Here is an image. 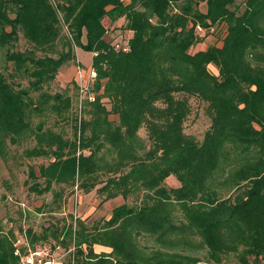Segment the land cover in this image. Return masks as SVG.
Wrapping results in <instances>:
<instances>
[{
  "label": "trees",
  "instance_id": "trees-1",
  "mask_svg": "<svg viewBox=\"0 0 264 264\" xmlns=\"http://www.w3.org/2000/svg\"><path fill=\"white\" fill-rule=\"evenodd\" d=\"M122 17L127 51L106 39L105 19ZM213 32L222 44L193 51ZM20 33L31 48L10 50ZM78 47L96 53V100L73 114V138L33 127L47 148L26 153L54 156L34 189L77 184L124 202L92 226L65 225L58 245L75 244L76 264H264V0H0V49L33 78L21 88L0 71L2 158L40 110L31 89L55 79ZM48 98L69 121L72 100ZM193 100L210 119L201 139L185 130ZM171 175L178 186L166 183ZM17 239L0 226V264L19 263Z\"/></svg>",
  "mask_w": 264,
  "mask_h": 264
},
{
  "label": "rangeland",
  "instance_id": "rangeland-1",
  "mask_svg": "<svg viewBox=\"0 0 264 264\" xmlns=\"http://www.w3.org/2000/svg\"><path fill=\"white\" fill-rule=\"evenodd\" d=\"M203 7H205L204 4H202ZM105 22L109 27L106 39L117 50L123 49L129 43L131 36V32L122 27L124 17L115 22L106 18ZM216 32L208 34L204 41L194 47L193 51L206 49L215 43L222 44L220 39L222 32L219 35ZM199 33L203 36L206 31L199 30ZM84 41L86 42L85 38ZM27 48H31V45L20 33L19 40L13 44L10 50L25 51ZM7 50L6 48L0 49V71H3L8 80L13 81L14 84H20L21 88H29L33 78L22 71L14 72V63L6 61L5 58ZM75 52V60L60 67L55 79L44 83L38 91L31 89L32 102L34 106L39 105L40 110H34L28 116L32 129L26 132L27 140L25 138L17 144L9 142L7 158L4 159L0 156V226L6 231L12 230L21 245L28 243L32 249L58 245L59 240L54 237V234H60V238H64L66 231L64 232L62 229L65 225L71 224L74 230H78L79 220H84L87 225L92 226L95 222L109 218L114 207L124 202L122 196L105 199V196L98 193L96 189L85 192L77 184L69 186L66 183L53 182L50 190L42 193L34 189L36 183H39L40 187L46 185L45 179L39 177V168L43 164H48L54 159V156L50 152L46 155L26 153V150L32 148L42 147L45 150L47 148L46 143L40 144L35 134L32 133L33 127L37 128L41 124L43 129H50L48 130L50 132L63 131L62 134L65 138L74 136L72 117L78 111V72L76 67L82 64L84 73H86L93 64L95 54V52L86 51L81 47L76 48ZM41 54V52H37V55ZM209 68L213 72L218 71L214 64H211ZM13 74L14 77H11L10 75ZM58 93L72 100L69 121L61 120L52 109L55 100L48 97ZM192 103L194 113L187 121L185 130L188 134L201 139L210 125V119L205 113L203 104L198 105L195 100ZM115 117L112 115V118ZM141 134L146 137L145 130H142ZM31 166L35 167L37 178L29 176ZM166 183L175 187L180 184V181L176 176L171 175L166 179ZM61 192H63L62 196L59 195ZM29 229L33 234H29ZM32 237L37 238L34 243L31 241ZM99 250L100 248L95 246V251L99 252ZM107 250L109 251V249Z\"/></svg>",
  "mask_w": 264,
  "mask_h": 264
},
{
  "label": "built area",
  "instance_id": "built-area-1",
  "mask_svg": "<svg viewBox=\"0 0 264 264\" xmlns=\"http://www.w3.org/2000/svg\"><path fill=\"white\" fill-rule=\"evenodd\" d=\"M129 49L128 43L123 47L124 51ZM96 55V53H95ZM98 77L97 70L93 65L84 73V69L78 66V112L81 113L86 102L96 100L94 85ZM26 242V240H25ZM23 242V243H25ZM28 244V243H27ZM20 244L17 240L15 243V255L19 258L18 264H76V246L70 245L64 248L61 245L45 246L40 249H32L28 244Z\"/></svg>",
  "mask_w": 264,
  "mask_h": 264
},
{
  "label": "crops",
  "instance_id": "crops-1",
  "mask_svg": "<svg viewBox=\"0 0 264 264\" xmlns=\"http://www.w3.org/2000/svg\"><path fill=\"white\" fill-rule=\"evenodd\" d=\"M93 54H94V53H93ZM77 55H78V53H77ZM94 55H95V54H94ZM79 65L83 68L82 64H79ZM79 65H77V67H76V68H77V72H78V66H79ZM83 69H84V68H83ZM77 76H78V73H77ZM97 248H100L99 252H100V251H103V250L108 251L107 249H104V248H102V247H100V246H97Z\"/></svg>",
  "mask_w": 264,
  "mask_h": 264
}]
</instances>
